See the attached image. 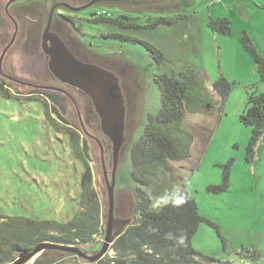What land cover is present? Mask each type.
I'll list each match as a JSON object with an SVG mask.
<instances>
[{
	"label": "rangeland",
	"instance_id": "obj_1",
	"mask_svg": "<svg viewBox=\"0 0 264 264\" xmlns=\"http://www.w3.org/2000/svg\"><path fill=\"white\" fill-rule=\"evenodd\" d=\"M8 1L0 0V35L6 38L0 58L13 39L16 23L18 29L15 42L2 57L0 70L4 76L0 74V78L10 80L12 92L16 89L20 96H29L37 86L49 87L47 91L58 96L62 115L87 139L104 224L108 195L102 161L110 181L112 145L100 130L90 99L60 83L48 70L41 38L51 9L56 7L51 31L59 33L85 63L113 72L126 99L124 142L115 169L116 217L134 216L136 184L130 175L129 148L141 136L148 116L160 109L154 77L188 68L202 74L216 104L207 108L209 112L187 114L184 128L193 132L194 142L189 158L171 163V167L194 199L199 215L218 227L221 238L214 227L203 222L192 246L202 255L235 264H241L237 254L247 250L259 255L248 259L249 264H264V137L256 147L254 160H248L251 128L239 120L247 108L249 86L255 84L258 93L264 92L251 57L239 43L243 31L252 38L254 31L262 33L259 39L264 42V18L249 22L244 17L246 3L252 0H147L106 3L81 12L61 6L79 7L90 0H17L8 8V12L18 14L16 23L4 12ZM98 11L112 19L125 15L139 25H149L157 18L177 20L170 26L121 30L110 24L91 23ZM223 18L230 22L229 36L215 34L209 27L210 20ZM70 21L75 26L69 25ZM104 34L147 42L163 53L164 62L158 63L140 43L105 39ZM221 77L232 84L224 100L212 88ZM43 110L39 101L0 97V213L65 222L78 208L84 167L73 158L67 137L56 134L47 124ZM224 172L228 174L227 190L210 191L221 183Z\"/></svg>",
	"mask_w": 264,
	"mask_h": 264
},
{
	"label": "trees",
	"instance_id": "obj_2",
	"mask_svg": "<svg viewBox=\"0 0 264 264\" xmlns=\"http://www.w3.org/2000/svg\"><path fill=\"white\" fill-rule=\"evenodd\" d=\"M175 20L177 19L157 18L149 25H139L129 17L121 15L113 19L97 16L90 22L136 31L159 25L170 26ZM69 25L75 26V22L70 21ZM209 27L215 34H231L230 22L225 18L210 20ZM103 37L140 43L152 53L158 63L164 62L163 53L147 42L120 34H104ZM64 43L67 45L65 41ZM239 43L251 57L260 82L264 84V53L246 31L240 33ZM67 47L75 58L85 62L68 45ZM154 82L160 93V109L155 115L148 116L141 136L129 148L130 175L136 184L133 190L135 212L132 223L114 240L108 254L94 264H235L202 255L193 248L192 239L203 222L214 227L220 238L221 235L215 224L199 215L194 199L188 195L171 167V163L189 158L194 142L193 132L184 128L187 114L209 112L207 108L215 106L216 101L209 93L202 74L192 68L158 74L154 77ZM255 86L250 85L247 89V108L239 117L244 126L251 128L246 150L247 159L250 161L254 160L256 147L264 137V92L258 93ZM212 88L224 100L230 94L232 84L221 77L213 82ZM12 89L11 81L0 78L1 98L41 102L45 121L56 134L67 137L72 156L83 164L84 171L79 181L78 208L70 220L62 222L54 219L5 216L0 213V264L12 262L19 253L32 249L41 241L96 251L101 246L105 224L94 183L87 139L62 115L58 108V96L49 93L47 88L34 87L28 93L29 96H20L16 89L13 92ZM227 188L228 174L224 172L221 183L209 190L216 193L226 191ZM178 195L184 197L183 203H169L159 209L153 208L156 200L171 199ZM169 233L171 238L168 237ZM181 236L183 243L179 242ZM237 255L241 258V264L242 260L248 262V259L259 257L247 250L240 251ZM34 264L89 263L70 253L48 250Z\"/></svg>",
	"mask_w": 264,
	"mask_h": 264
},
{
	"label": "water",
	"instance_id": "obj_3",
	"mask_svg": "<svg viewBox=\"0 0 264 264\" xmlns=\"http://www.w3.org/2000/svg\"><path fill=\"white\" fill-rule=\"evenodd\" d=\"M15 1L17 0H9L5 6V11H7L8 6ZM125 1L144 0H90L85 5L79 7H71L68 5H63L62 7L71 12H81L91 6L100 5L102 3ZM54 9L55 8L51 9L49 13L47 24L43 30L41 38V50L48 59V70L50 74L60 83L79 90L90 99L94 111L100 121V130L112 145L113 169L110 181L107 179V173L102 161L108 195V210L104 225V236L100 248L96 251H90L81 247L65 246L48 241H41L32 249L24 250L19 253L12 262L7 264H34L36 259L48 250L70 253L89 264H94L108 254L109 248L113 244L114 240L122 235L125 229L132 223L131 218L123 219L116 217L115 215V169L117 159L124 142L126 116L125 97L122 93L119 79L113 72L107 69L98 65L82 62L75 58L61 38L57 34L50 31ZM16 31L17 25L15 24V33ZM13 40L14 35L11 43L2 53L0 58V69L2 57L12 44ZM43 88L49 89V87L45 86H43Z\"/></svg>",
	"mask_w": 264,
	"mask_h": 264
},
{
	"label": "crops",
	"instance_id": "obj_4",
	"mask_svg": "<svg viewBox=\"0 0 264 264\" xmlns=\"http://www.w3.org/2000/svg\"><path fill=\"white\" fill-rule=\"evenodd\" d=\"M256 1H259V3H257ZM246 5H247V7H245L246 15L244 16L245 20L250 22L252 18H260V19L264 18V0H252V2H247ZM252 30H253V28H252ZM261 36H262V33H258V31L253 32V37H254V40H255L258 48L264 53V42L259 39V37H261ZM243 59H244V57H243ZM248 60H249V58H248ZM249 63L251 64L250 61H249ZM251 68H254V67H251Z\"/></svg>",
	"mask_w": 264,
	"mask_h": 264
},
{
	"label": "flooded vegetation",
	"instance_id": "obj_5",
	"mask_svg": "<svg viewBox=\"0 0 264 264\" xmlns=\"http://www.w3.org/2000/svg\"><path fill=\"white\" fill-rule=\"evenodd\" d=\"M144 1H147V0H144ZM125 2H132V3H138V2H141V1H125ZM125 2H123V3H125ZM113 4H117V3H121V2H112ZM12 4V3H11ZM10 4V5H11ZM106 3H102V4H100V5H105ZM9 5V6H10ZM9 6H8V8H9ZM62 7V6H61ZM8 8H7V11L5 12V10H4V12L7 14V16L9 17V19L13 22H15L16 23V21L15 20H17L16 19V16L18 15L17 13H15L14 12V14L13 13H10V12H8ZM56 8V7H55ZM62 8H64V7H62ZM59 10V9H58ZM58 10H56V13L58 12ZM16 15V16H15ZM53 16H54V12H53V14H52V20H51V27H50V31H51V29H52V22H53ZM16 25H17V23H16ZM18 29V28H17ZM52 32V31H51ZM54 33V32H53ZM56 33V32H55ZM60 38H61V40L64 42V40H63V38H62V36H60L59 35V33H56ZM16 35H17V31H16V33H14V40H13V42H12V44L9 46V48L6 50V52L10 49V47L13 45V43L15 42V38H16ZM11 41L12 40H10L8 43H7V45L4 47V49L2 50V53H3V51L6 49V47L11 43ZM5 43H6V38H3V37H1V35H0V47H3V45H5ZM83 62V61H82ZM0 74L2 75V76H4L3 74H2V72L0 71ZM3 78H5V77H3ZM5 79H7V78H5ZM8 80V79H7ZM8 81H10V80H8ZM73 101V100H72ZM125 106H126V99H125Z\"/></svg>",
	"mask_w": 264,
	"mask_h": 264
},
{
	"label": "clouds",
	"instance_id": "obj_6",
	"mask_svg": "<svg viewBox=\"0 0 264 264\" xmlns=\"http://www.w3.org/2000/svg\"><path fill=\"white\" fill-rule=\"evenodd\" d=\"M184 202V197L183 196H176L174 198L171 199H164L161 198L159 200H156V202L153 204V208L154 209H159L161 206H166L167 204L171 203L173 205H178ZM168 237L171 238V233L168 234ZM180 243H183V237H180L179 240Z\"/></svg>",
	"mask_w": 264,
	"mask_h": 264
},
{
	"label": "built area",
	"instance_id": "obj_7",
	"mask_svg": "<svg viewBox=\"0 0 264 264\" xmlns=\"http://www.w3.org/2000/svg\"><path fill=\"white\" fill-rule=\"evenodd\" d=\"M214 2H219V0H213ZM96 15L97 16H102V17H109V15L108 14H106L104 11H98V12H96ZM241 262V261H240ZM242 264H249L248 262H246V261H243L242 260Z\"/></svg>",
	"mask_w": 264,
	"mask_h": 264
}]
</instances>
